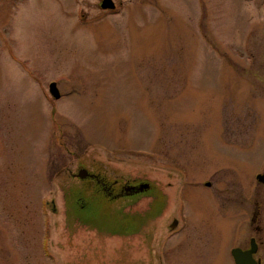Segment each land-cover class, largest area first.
Instances as JSON below:
<instances>
[{"label":"rangeland","instance_id":"374dc122","mask_svg":"<svg viewBox=\"0 0 264 264\" xmlns=\"http://www.w3.org/2000/svg\"><path fill=\"white\" fill-rule=\"evenodd\" d=\"M114 2L0 0V264L264 262V0Z\"/></svg>","mask_w":264,"mask_h":264},{"label":"flooded vegetation","instance_id":"af4514ba","mask_svg":"<svg viewBox=\"0 0 264 264\" xmlns=\"http://www.w3.org/2000/svg\"><path fill=\"white\" fill-rule=\"evenodd\" d=\"M83 168V167H82ZM79 168V171L82 169ZM264 172V168L262 170H258L255 174L254 177L256 176V185L255 187H257V193H260L262 187L264 186V183L259 181L258 174L263 173ZM79 173V172H78ZM79 177L78 174H74V177ZM81 178V177H80ZM83 179V178H82ZM84 179H91L93 181L96 182V185H98L102 191L110 198H119L125 195L128 196H141V195H148V193L150 191H152V193L150 192L149 197H151V199L153 198V196L155 197L156 194V190L158 189L157 186L152 187L151 184L147 181H143V180H134L132 182H128V183H118V181H114V182H110L108 181V179L103 176L100 173H95V172H89L86 174V176L84 177ZM150 205H151V200L149 203V207L148 209H150ZM262 215H263V208H262V204L260 202V200H256L254 203V211L252 214V221L253 222H258L260 220H262ZM175 220H178L177 218H174L173 222ZM173 224V223H172ZM171 224V225H172ZM178 226V225H176ZM177 227L172 228V233L175 231ZM262 228L261 225H257L256 230H260ZM254 238L255 239V243L257 244V250L254 253V258L260 262V264H264L263 262V257L260 254V243L258 242V239L256 237H251L250 238V244L248 246L242 247V246H236V247H241L243 249H249L251 248V239ZM235 248V247H233ZM230 248V253L232 254V249ZM233 256V255H232Z\"/></svg>","mask_w":264,"mask_h":264},{"label":"water","instance_id":"95a60500","mask_svg":"<svg viewBox=\"0 0 264 264\" xmlns=\"http://www.w3.org/2000/svg\"><path fill=\"white\" fill-rule=\"evenodd\" d=\"M101 7L103 9H115L116 8V4L114 2V0H102V4ZM50 93L51 95L55 98V99H60L61 98V92L60 89L58 87L57 82L53 81L50 83V87H49ZM88 173V170L85 168H82L78 175L81 178H84L86 176V174ZM259 181L264 183V172L258 174ZM208 185H210V183H207ZM177 225V220H175L172 224V228H175ZM257 250V244L255 243V239L252 238L251 239V248L249 249H243L241 247H235L232 249V255L234 257L235 263L236 264H260L259 261H257L254 258V253Z\"/></svg>","mask_w":264,"mask_h":264}]
</instances>
